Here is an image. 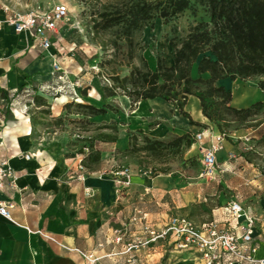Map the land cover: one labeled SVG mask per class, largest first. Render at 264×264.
I'll return each mask as SVG.
<instances>
[{
	"label": "crops",
	"instance_id": "0c3cea01",
	"mask_svg": "<svg viewBox=\"0 0 264 264\" xmlns=\"http://www.w3.org/2000/svg\"><path fill=\"white\" fill-rule=\"evenodd\" d=\"M34 1L0 0V115L3 107L15 101L20 91L43 87L51 77L52 47L43 50L30 32H15L5 22L4 6L26 13ZM193 68L196 72L195 65ZM258 80H264V75L234 80L225 77L218 83L231 91L229 104L232 107L244 108L256 101L264 102V89L259 88ZM193 97L195 109L201 113L199 100ZM165 104L176 112L172 104ZM160 109L159 115H165ZM21 112L12 108L0 130V158L7 160L16 175L15 187L0 192V198L13 205L11 219L0 216V264H83L82 251H94L101 264H125L128 258L125 244L143 236L144 224L160 227L174 214H184L197 225L226 217L222 207L228 201L211 207L208 219L195 220L188 215L195 202L205 203L212 196L216 202V192L211 191L214 186L209 185L208 178L179 184L177 178L169 174L150 176L127 166L130 183L123 186L114 180L113 173L119 166L112 151L106 152V160L98 166L79 170V157H65L59 148L53 153L49 149H34L29 120ZM168 113L169 120L179 127L171 121L159 123L148 127L151 135L163 138L170 134L199 132L195 129L197 125L190 124L181 113ZM210 133L214 130L207 132L202 141L194 142L189 151L198 145L201 152L210 142ZM114 146L122 150L125 143L123 141L121 147ZM227 152L233 155L232 150ZM26 153L31 157L26 158ZM236 162L237 159H228L218 163V175L214 177L217 184L223 183L219 172L230 170ZM252 208L259 217L256 240L264 242V200ZM117 233L122 235L120 244L113 241ZM167 250L177 249L168 242H160L138 247L133 253L142 264H160V255ZM179 250L187 251V255H193L196 260L173 264H202L193 248Z\"/></svg>",
	"mask_w": 264,
	"mask_h": 264
},
{
	"label": "rangeland",
	"instance_id": "374dc122",
	"mask_svg": "<svg viewBox=\"0 0 264 264\" xmlns=\"http://www.w3.org/2000/svg\"><path fill=\"white\" fill-rule=\"evenodd\" d=\"M129 1L35 0L29 9L46 8L61 3L67 7L68 17L59 28V34L51 48L54 62L48 83L43 87L23 89L15 101L4 106L0 115V130L14 108L21 110V114L29 120L30 142L34 149H49L53 153L55 148H59L65 157L76 158L83 157L84 154L79 153L83 150L91 155L87 161L90 168L105 161L108 155L106 152L112 151L119 167L130 166L150 176L169 174L177 178L179 184L198 181L201 178L198 145L189 151L195 142V134H190L193 143L188 147L167 145L162 154L142 149L133 151L131 148L145 144L144 134L151 140H170L177 135L170 134L160 138L151 135L152 132L148 129L159 123L168 124L167 121L179 127L176 122L169 120L168 112H180L169 109L165 104H172L174 108V103L156 97L141 99L131 107L130 98L120 90L114 96L106 97L101 84H111V74L127 75L129 65L153 71L157 58H160L166 66H171V43H178L189 26L201 20L207 21L208 14L202 6H196L194 13L190 9L166 20L161 17L153 18L134 33L133 58L130 59L129 48L120 35L119 26L105 30L93 28V20L98 19L100 12L122 9ZM113 39L117 40L118 47L112 43ZM55 63L61 68L62 78L56 77L60 72L53 70ZM191 75L197 77L195 68L191 70ZM193 96L195 95L187 97L183 109L199 123L195 129L199 132L214 130V133H224L225 139L218 163L228 159H237V162L230 170L219 172L223 183L217 184L214 177L218 175V165L213 179L208 178L209 185L214 186L211 191L216 192V202H213V196L205 203L195 202V205H191L190 212H187L188 215L195 220L208 219L211 207L231 199H240L245 202L246 207L253 209L252 206L261 199L264 200V106L251 109L244 118L237 114H223L224 119L216 120V107L209 99L208 113L213 114L212 120L196 111ZM36 97H41L39 103ZM67 102L72 104L64 108L63 105ZM75 103L90 104L103 109V112L85 115L81 113L83 109ZM143 105L148 106L143 108ZM160 108L165 115H158ZM139 109L144 112L135 119ZM109 137H114V141H109ZM123 141L125 147L122 150L115 149L114 145L121 147ZM228 149L233 151L232 157L227 152ZM97 152L99 160L95 163L94 155ZM160 257V264L196 260L193 255H187V251L179 249L162 252Z\"/></svg>",
	"mask_w": 264,
	"mask_h": 264
},
{
	"label": "trees",
	"instance_id": "16d2710c",
	"mask_svg": "<svg viewBox=\"0 0 264 264\" xmlns=\"http://www.w3.org/2000/svg\"><path fill=\"white\" fill-rule=\"evenodd\" d=\"M196 6L204 8L208 20L189 26L178 43H171V66H166L160 58H157L153 71L129 65L127 75L111 74V84H101L104 95L114 96L120 90L130 98L131 107L141 99L159 97L174 103L175 109L187 117L190 124L195 125L199 123L193 121L183 110L189 95L198 98L201 113L212 120L213 114L208 113L209 99L216 107V120L224 119L223 114H237L244 118L251 109L264 106V102L256 101L244 108L232 107L229 104L231 91L218 83L219 79L225 77L234 80L264 75V0H130L122 9L100 12L98 19L93 20V28L105 30L119 26L120 35L129 48L128 56L132 59V42L136 31L155 17L166 20L190 9L194 13ZM112 43L118 47L116 39ZM193 65L196 67V78L191 75ZM205 74L207 76H203ZM257 84L264 89V80H258ZM2 94L5 95V91ZM36 98L39 103L41 97ZM71 104L72 102H67L63 107L68 108ZM75 104L83 109L81 113L85 115L103 112V109L90 104ZM190 134L191 132H185L170 140H151L144 134L145 144L131 148L133 151L142 149L162 154L167 145L188 147L193 143ZM108 140L114 141V137H109ZM79 153L84 154L82 166L90 170L87 165L90 153L83 150ZM94 156L96 163L99 153Z\"/></svg>",
	"mask_w": 264,
	"mask_h": 264
},
{
	"label": "built area",
	"instance_id": "2783aa9c",
	"mask_svg": "<svg viewBox=\"0 0 264 264\" xmlns=\"http://www.w3.org/2000/svg\"><path fill=\"white\" fill-rule=\"evenodd\" d=\"M5 22L15 32L28 31L33 39L43 49L53 46L59 34V28L68 17V10L64 4H55L46 8L32 9L26 13L12 10L7 6ZM55 72L61 68L55 63ZM57 78H62L63 73H57ZM207 132L195 134V142L202 141ZM210 142L201 148L199 163L201 178H212L218 167L217 153L222 149L224 133H210ZM30 158L31 154H24ZM232 157L233 155L230 154ZM83 158V157H82ZM78 159L77 167L85 170L81 160ZM114 180L120 185L130 183L128 167H118L114 171ZM16 175L6 159L0 158V192L15 187ZM89 193L90 190L87 189ZM12 203L0 198V216L11 219L10 208ZM223 219H213L200 225L181 214L168 217L166 222L155 227L143 225V236L125 244L124 251L128 254L125 264H142L134 255L138 247L150 246L160 242H168L172 248L181 249L191 247L199 255L202 264H264V242L256 240L257 224L259 217L256 213L242 204L238 199L229 200L223 207ZM142 214L141 219L144 218ZM122 235L117 233L113 241L120 244ZM83 264H101L100 257L94 251H82Z\"/></svg>",
	"mask_w": 264,
	"mask_h": 264
},
{
	"label": "bare ground",
	"instance_id": "6f19581e",
	"mask_svg": "<svg viewBox=\"0 0 264 264\" xmlns=\"http://www.w3.org/2000/svg\"><path fill=\"white\" fill-rule=\"evenodd\" d=\"M159 111V110H158ZM144 111H141L140 109L136 112V117H135V119H137L138 117L137 116H139V114H142ZM160 112V111H159ZM163 113V112H162ZM159 114H161V113H159ZM158 114V115H159ZM167 115V114H166ZM162 116V115H161ZM139 120V119H138Z\"/></svg>",
	"mask_w": 264,
	"mask_h": 264
}]
</instances>
